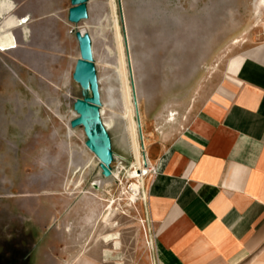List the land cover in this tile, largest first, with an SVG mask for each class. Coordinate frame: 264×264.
I'll use <instances>...</instances> for the list:
<instances>
[{"label":"rangeland","instance_id":"1","mask_svg":"<svg viewBox=\"0 0 264 264\" xmlns=\"http://www.w3.org/2000/svg\"><path fill=\"white\" fill-rule=\"evenodd\" d=\"M109 2L88 0L89 18L70 32L87 31L92 37L114 177L103 176L83 128H70L74 101L82 97L73 79L78 41L59 77L52 58L35 70L14 50L0 47V264H161L148 214L152 174L144 176L147 200L143 190L136 200L130 197L134 156ZM116 2L124 44L126 34L153 113L146 119L140 104L142 131L151 143L153 132L163 133L164 118L173 121L165 115L183 106L185 112L198 89L223 85L230 63L264 38L259 0ZM164 106L173 109L164 113ZM144 155L153 158L150 146ZM111 201L114 227L104 223ZM109 234H116L119 246L103 241Z\"/></svg>","mask_w":264,"mask_h":264},{"label":"crops","instance_id":"2","mask_svg":"<svg viewBox=\"0 0 264 264\" xmlns=\"http://www.w3.org/2000/svg\"><path fill=\"white\" fill-rule=\"evenodd\" d=\"M71 7V0H0V47L35 70L52 58L61 76L78 41ZM227 74L151 135L157 173L149 178L148 214L161 264H264V38Z\"/></svg>","mask_w":264,"mask_h":264},{"label":"water","instance_id":"3","mask_svg":"<svg viewBox=\"0 0 264 264\" xmlns=\"http://www.w3.org/2000/svg\"><path fill=\"white\" fill-rule=\"evenodd\" d=\"M71 4L72 7L69 10V21L71 23L77 25L89 18L88 0H71ZM124 31H126L125 27ZM76 37L79 42L80 58L76 63L73 79L81 87L82 97L74 101L73 108L76 113V117L70 122V125L73 129L79 127L83 128L87 138L86 147L99 160L103 176L110 178L113 176L112 165L115 158L112 137L103 122L101 115L102 100L97 69L94 62L92 37L87 31H77ZM125 44L134 102L137 109V121L143 141L137 89L126 34Z\"/></svg>","mask_w":264,"mask_h":264},{"label":"bare ground","instance_id":"4","mask_svg":"<svg viewBox=\"0 0 264 264\" xmlns=\"http://www.w3.org/2000/svg\"><path fill=\"white\" fill-rule=\"evenodd\" d=\"M110 7L113 11L114 16V31L116 35V41L118 45L119 50V61H120V76H121V82H122V94H123V104H124V110H125V118L128 123V133L130 137V143H131V150L132 154L134 156V162L132 163L133 169L135 170V180L136 182L132 185V189L134 191L133 194H130V197L132 200H136L137 196L142 190L143 194H145V199L147 200V193H146V185H145V179L144 176L149 175V169L152 168L150 165V158L148 157L146 160V157L144 155V151L146 153H149V146H150V140L146 138L144 131H142L143 135V141L141 138L140 130H139V124L137 121V109L134 102V96H133V89L131 84V78H130V72L128 67V60H127V54L124 44V37L122 34V28L118 17L117 12V2L116 0H110L109 2ZM262 6H264V0H259L258 2V11L261 10ZM3 48L7 47L6 44H2ZM131 47V46H130ZM132 65H133V71H134V78L136 82V89H137V97H138V105L140 106L141 100L139 99L138 94V78H137V72L136 67L134 64V59L132 56ZM140 117L141 112L139 110ZM171 115H168V117L171 118L173 121L175 120V117L177 113L174 111L171 112ZM124 114V113H123ZM142 119V118H141ZM106 127L108 124L105 122ZM112 124H109V127ZM70 128L73 129L70 125ZM86 144V143H85ZM89 150V149H88ZM89 152L94 155L90 150ZM148 156V154H146ZM95 156V155H94ZM96 157V156H95ZM98 160V159H97ZM99 161V160H98ZM152 163V162H151ZM100 167V165H99ZM117 175V172L114 171L113 177ZM93 188L95 190H100V185L98 183L93 184ZM146 202V201H145ZM116 211L115 208V201H111V206H109V213L104 217V223L111 225L114 227V224H112V216L114 215V212ZM116 234H109L104 236L103 241L109 243L114 242L115 245L119 246L120 242L118 241V238H115ZM150 243V242H149ZM152 247V246H151Z\"/></svg>","mask_w":264,"mask_h":264},{"label":"built area","instance_id":"5","mask_svg":"<svg viewBox=\"0 0 264 264\" xmlns=\"http://www.w3.org/2000/svg\"><path fill=\"white\" fill-rule=\"evenodd\" d=\"M112 172L114 173V166H113ZM153 173H154V170H153L152 168H150L148 174L150 175V174H153ZM154 174H155V173H154Z\"/></svg>","mask_w":264,"mask_h":264}]
</instances>
